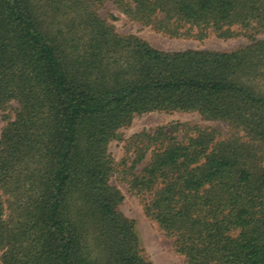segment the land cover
<instances>
[{
    "label": "trees",
    "instance_id": "obj_1",
    "mask_svg": "<svg viewBox=\"0 0 264 264\" xmlns=\"http://www.w3.org/2000/svg\"><path fill=\"white\" fill-rule=\"evenodd\" d=\"M101 3L0 0V110L16 104L0 132V264H151L108 148L135 116L175 112L232 133L133 136L136 166L150 157L129 190L186 264H264V0H114L169 37L250 38L231 53L159 51L116 33Z\"/></svg>",
    "mask_w": 264,
    "mask_h": 264
},
{
    "label": "rangeland",
    "instance_id": "obj_2",
    "mask_svg": "<svg viewBox=\"0 0 264 264\" xmlns=\"http://www.w3.org/2000/svg\"><path fill=\"white\" fill-rule=\"evenodd\" d=\"M98 14L109 21L119 35L139 38L159 51L192 50L231 53L250 44V38L241 35L223 38L212 32L197 38L194 36L169 37L157 32L152 26H144L130 19L118 9L114 0H102V3L98 5ZM231 30L234 31L236 28ZM243 33L244 31H241V34ZM255 39H264V32L256 35ZM15 108L16 104L11 103L4 111L0 110V132L7 119L13 120ZM160 128L172 132L178 139L183 138L184 135H193L196 129L211 128L217 132L218 140H222L232 131L226 123L206 121L197 113H150L135 116L128 127L120 130V138L109 144L108 150L114 160L111 184L123 196L118 211L126 219L135 223L144 258L151 264H186L183 256L175 252L173 240L165 236L158 225L145 216L143 208L150 196L136 195L128 187L131 174H138L150 157V153L147 152L145 159L136 166L135 160L140 153L141 145L134 146L131 139L142 133L152 134ZM244 138L246 139L245 136Z\"/></svg>",
    "mask_w": 264,
    "mask_h": 264
}]
</instances>
